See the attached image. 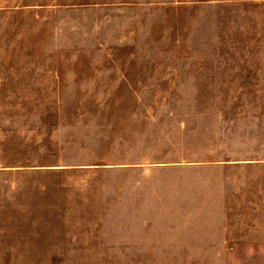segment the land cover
Returning <instances> with one entry per match:
<instances>
[{"label":"rangeland","instance_id":"rangeland-1","mask_svg":"<svg viewBox=\"0 0 264 264\" xmlns=\"http://www.w3.org/2000/svg\"><path fill=\"white\" fill-rule=\"evenodd\" d=\"M250 159L264 0H0V264H264Z\"/></svg>","mask_w":264,"mask_h":264},{"label":"crops","instance_id":"crops-1","mask_svg":"<svg viewBox=\"0 0 264 264\" xmlns=\"http://www.w3.org/2000/svg\"><path fill=\"white\" fill-rule=\"evenodd\" d=\"M240 164V165H250V167H254L255 165H260L259 167H264V161H260V160H254V159H250L249 161H237L236 164ZM263 189H261L260 191L256 192V191H252V195H253V198H257V197H263L264 198V195L262 194H259V195H256L255 193H261ZM264 191V190H263ZM262 191V192H263ZM140 249V248H139ZM139 251H142L141 249Z\"/></svg>","mask_w":264,"mask_h":264}]
</instances>
